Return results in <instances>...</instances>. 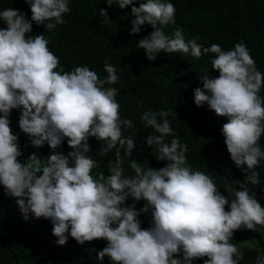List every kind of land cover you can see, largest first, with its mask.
I'll use <instances>...</instances> for the list:
<instances>
[{
	"label": "clouds",
	"instance_id": "clouds-1",
	"mask_svg": "<svg viewBox=\"0 0 264 264\" xmlns=\"http://www.w3.org/2000/svg\"><path fill=\"white\" fill-rule=\"evenodd\" d=\"M25 2L30 20L18 9L0 11V22L6 25L0 28V185L15 198L24 218L50 220L59 245H65L69 235L80 245L106 241L98 256L108 257L112 264H192L205 257L204 264H240L243 252L229 242L234 232L264 228V207L248 189L249 184H261L256 168L264 160L259 143L264 134V98L259 94L264 73L257 70L246 44L238 42L230 50L218 43L204 47L197 38L186 42L180 29L170 38L164 28L175 24L176 8L168 0H136L138 6L134 0H105L110 7L131 6L130 35L151 26L153 31L136 44L149 61L161 53H182L197 60L214 54L211 66L219 75L200 76L203 87L194 90V103L198 107L207 103L218 116L229 118L222 135L244 179L237 181L239 190L225 188L226 198L209 175L187 163L188 145L174 135L166 110L140 116L144 126L157 133L147 135L144 142L165 166L144 167L131 159L134 175L126 176L121 150L131 157L136 149L135 136L124 134L134 124L120 116L118 89L104 87L118 82L116 67L106 59L103 79L87 66L64 71L46 35L27 34L33 23L54 34L66 23L69 0ZM98 13L105 22L111 21L106 9L99 8ZM13 109L20 110L19 128L31 146L42 148L46 143L52 150L42 172L37 154L28 158L30 163L19 159V136L9 120ZM168 136L170 143L165 142ZM90 137L101 142V157L114 152L107 175H92L97 162L86 155L91 151ZM65 138L72 149L67 155L57 151ZM129 198L132 203L126 205ZM140 200L146 204L137 210ZM149 210L151 227L142 229L138 217ZM256 261L264 264V256L257 255Z\"/></svg>",
	"mask_w": 264,
	"mask_h": 264
},
{
	"label": "trees",
	"instance_id": "trees-1",
	"mask_svg": "<svg viewBox=\"0 0 264 264\" xmlns=\"http://www.w3.org/2000/svg\"><path fill=\"white\" fill-rule=\"evenodd\" d=\"M176 8L175 24L164 28L165 34L174 38L177 29L182 31L185 41L197 38V43L210 47L213 43L221 45L223 50H230L238 42L243 41L256 62L257 70L264 73V0H168ZM135 6H138L134 0ZM70 13L64 15L66 23L58 25L55 33H47L44 26L33 23L32 32L27 35L45 34L49 40V49L60 60L64 71H71L77 66H87L97 72L103 79L104 62L107 59L116 67L119 80L115 85L104 87L118 89L116 97L120 104L122 119L133 121L134 129L124 134L135 136L136 149L131 157L124 158L126 176H133L130 168L131 159L142 163L144 167L159 169L166 162L159 161L155 152L146 142L149 134H157L146 128L140 120L145 111H169L168 117L174 135L181 143L188 145L187 163L192 169L209 175L218 190L226 198V187L239 190L237 181H243L244 174L230 159L222 126L228 117L218 116L207 103L197 106L194 103V90L202 88L200 76L218 77L219 73L212 69L211 60L214 54L203 55L200 59L182 53H161L156 60L149 61L143 49L136 47L137 41L150 34L153 29L145 25L139 34L130 35L131 6L120 9L117 5L109 6L105 0H69ZM14 8L26 13L30 20V6L25 0H0V11ZM99 8L108 12L110 22L99 16ZM6 25L0 22V28ZM57 70H60L59 68ZM264 98V87L260 93ZM20 110L13 109L9 117L10 127L19 136L18 144L22 155L21 162L30 163L28 158L33 154L41 160L42 167L51 153L45 143L42 148H34L30 139L21 132L18 124ZM172 136L166 137L170 143ZM264 150V134L259 141ZM90 156L97 162L92 170L93 177L98 173L108 174V161L114 160V152L101 157L98 150L102 146L94 137L88 140ZM72 149L65 138L57 149L65 155ZM246 167V166H245ZM260 174L259 186L248 185L249 193L264 207V160L256 168ZM231 198V196H230ZM126 205H131L129 198ZM146 201L136 202L139 210ZM226 210H230L226 206ZM141 228L151 227V210L138 217ZM52 223L46 219H28L19 210L15 198L8 197L0 185V264H112L108 257L100 259L98 253L106 246L104 240H94L78 244L70 237L65 245H59L52 235ZM230 243L235 244L243 259L240 264H257V255L264 256V228L258 226L256 232L240 229L234 232ZM182 259V253L179 254ZM196 259L192 264H204V260Z\"/></svg>",
	"mask_w": 264,
	"mask_h": 264
}]
</instances>
